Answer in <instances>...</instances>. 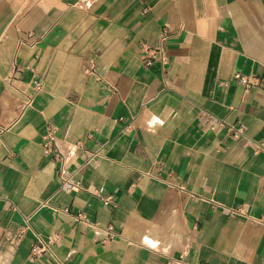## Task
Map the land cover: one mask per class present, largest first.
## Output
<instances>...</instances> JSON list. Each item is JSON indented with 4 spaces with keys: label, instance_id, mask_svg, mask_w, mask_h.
I'll return each instance as SVG.
<instances>
[{
    "label": "crops",
    "instance_id": "crops-1",
    "mask_svg": "<svg viewBox=\"0 0 264 264\" xmlns=\"http://www.w3.org/2000/svg\"><path fill=\"white\" fill-rule=\"evenodd\" d=\"M0 264H264V0H0Z\"/></svg>",
    "mask_w": 264,
    "mask_h": 264
},
{
    "label": "built area",
    "instance_id": "built-area-1",
    "mask_svg": "<svg viewBox=\"0 0 264 264\" xmlns=\"http://www.w3.org/2000/svg\"><path fill=\"white\" fill-rule=\"evenodd\" d=\"M146 1V0H141ZM144 12H148V7L145 8ZM169 38V29L164 30L161 40L164 42ZM168 60L167 49L165 46H160L158 48H150L149 55L147 57V64L151 65L154 62H161L162 64ZM234 79L240 85H242L245 91L257 86L259 84V78L255 74H245L240 71H236L233 74ZM78 145H81L79 142ZM43 148L44 154L50 159L60 162L59 168V178L60 186L63 189L71 190L72 185H78V183L73 182V175L66 168V156L65 152L58 141L55 130L52 127H48L46 133L43 136ZM110 197L105 198V201H109ZM106 234L110 237L113 234V228L108 227L106 229ZM57 236L48 238V240L41 239L39 243L32 247V256L39 257L41 254L50 249V245L56 242Z\"/></svg>",
    "mask_w": 264,
    "mask_h": 264
}]
</instances>
